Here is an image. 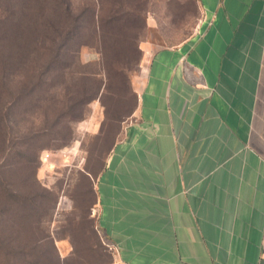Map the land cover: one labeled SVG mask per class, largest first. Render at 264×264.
Segmentation results:
<instances>
[{"label": "crops", "instance_id": "0c3cea01", "mask_svg": "<svg viewBox=\"0 0 264 264\" xmlns=\"http://www.w3.org/2000/svg\"><path fill=\"white\" fill-rule=\"evenodd\" d=\"M198 1L93 179L119 264H264V0Z\"/></svg>", "mask_w": 264, "mask_h": 264}, {"label": "rangeland", "instance_id": "374dc122", "mask_svg": "<svg viewBox=\"0 0 264 264\" xmlns=\"http://www.w3.org/2000/svg\"><path fill=\"white\" fill-rule=\"evenodd\" d=\"M3 2L0 42L5 37L13 48L23 43L25 52L9 67L0 95V114L5 116L0 127V172L11 182L31 169L37 185L52 193L49 201L37 205L30 222L51 219L43 230L50 232L62 259L73 257L77 249L92 253L93 263L119 264L98 228L93 179L134 118L149 47L173 45L190 36L201 20L199 1L68 0L73 16H82L77 24L86 38L74 41L62 65L54 62L59 42L52 28L65 21L60 22L51 0H8V11ZM20 8L23 23L16 36ZM118 9L134 15V27L123 39L120 33L111 35L104 53L91 17L95 11L105 20ZM3 49L0 46V52ZM35 186L17 184L22 193ZM4 205L0 201V209ZM5 225L0 224V232ZM7 235L16 237L12 247L20 248L21 243H31L32 236L40 240L46 234L0 237ZM93 247L97 249L91 252Z\"/></svg>", "mask_w": 264, "mask_h": 264}, {"label": "trees", "instance_id": "16d2710c", "mask_svg": "<svg viewBox=\"0 0 264 264\" xmlns=\"http://www.w3.org/2000/svg\"><path fill=\"white\" fill-rule=\"evenodd\" d=\"M7 3L8 0H4V11H8L7 8H9V6ZM70 6L71 4L68 0H51V7L58 11L60 22L65 21V24L59 28L55 30V26L52 28V31H55L54 34L57 39L56 41L59 42L57 50L54 52V62L60 61L62 62L61 65L66 63L63 62L64 58L71 55L75 45L74 41L86 38L81 25L79 26L77 24V20H81L82 16L79 14L77 18L74 17L73 13H71ZM0 10H3L1 0ZM120 13L121 10L118 9L116 10L115 15L105 20L100 19V16L96 15L97 13H95V11L92 14L91 19L96 23V26L94 27V34L96 39L100 37L104 53H106V48L108 50L110 47L109 38L111 35L120 33L121 38L123 39L130 33L129 31L133 30L134 26L132 25L134 15L126 13L124 15L123 13ZM135 21H137L136 18ZM21 23H23L22 8H20L18 13V22L15 29L18 33L17 35L15 33L16 36L20 34L18 30H22ZM129 25H131V27ZM0 44V46L4 48V51L0 52L1 95V93L6 89L5 79L9 67L18 64V60H20V57L22 58L24 56L25 50H22L23 43L21 45H17L16 48H13L14 45L12 47L8 39L5 37L2 38ZM7 53H9L8 56ZM14 55L17 56L16 59L12 58ZM4 119L5 116L0 114V127L3 125ZM32 138L33 137H31L30 140ZM31 142L32 141H28L26 144L29 145L27 152L31 151ZM87 175L90 177L91 173H87ZM27 182H30V185L32 183L36 184V186L32 187L30 191L22 193L18 190L17 184L23 185ZM51 195L52 193L49 190L37 185L35 173L33 174L31 169L11 182L0 172V201L5 204L4 207L0 209V224H6L0 234H46L40 238V240H38L37 237L32 236V242L21 243L20 248L12 247L17 239L13 235L0 237V264H96L93 263L92 253L88 251L83 253L81 250L78 251L77 249H75L73 257L71 256L67 259H62L57 252L54 240L49 235L50 232H45L43 230V226H45V224H50L51 219L46 222L40 221V223L37 219L34 223L33 221L30 222L32 214L39 210V206L37 205L43 201H49ZM56 203L57 198L54 199V205H56ZM93 234H95V232H93ZM96 249V247H93L91 252H94ZM86 253L89 254V258Z\"/></svg>", "mask_w": 264, "mask_h": 264}, {"label": "built area", "instance_id": "2783aa9c", "mask_svg": "<svg viewBox=\"0 0 264 264\" xmlns=\"http://www.w3.org/2000/svg\"><path fill=\"white\" fill-rule=\"evenodd\" d=\"M262 233H263L262 251H263V253H264V226H263Z\"/></svg>", "mask_w": 264, "mask_h": 264}]
</instances>
